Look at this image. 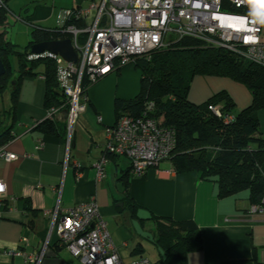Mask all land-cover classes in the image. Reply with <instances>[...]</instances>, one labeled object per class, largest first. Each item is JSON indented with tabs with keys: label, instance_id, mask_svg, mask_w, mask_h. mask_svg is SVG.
Instances as JSON below:
<instances>
[{
	"label": "crops",
	"instance_id": "1",
	"mask_svg": "<svg viewBox=\"0 0 264 264\" xmlns=\"http://www.w3.org/2000/svg\"><path fill=\"white\" fill-rule=\"evenodd\" d=\"M0 1L8 16L19 19L28 33L34 27L54 28L59 9L87 5L86 0ZM212 78H206L207 83H215ZM139 86L140 71L132 67L91 84L84 94V109L73 125L67 147L66 137L63 141L34 130L48 112L43 104L44 77L23 78L14 108V138L5 144V150L17 158L0 159V179L6 187L5 200L0 205V264H32L6 252L31 253L43 247L39 264H81L54 231L49 233L51 212L57 209L61 213L91 198L124 263L140 257L152 262L159 259L151 215L191 219L197 225L203 248L188 253L187 264H220L252 257L264 263V214L250 211L247 191L219 197L214 182L200 179L195 171L176 173L170 160L148 168L142 176H133L129 173L128 159L113 155L106 156L104 177L96 179L94 163L104 155L106 128L115 122L114 100L133 98ZM220 90L232 99L236 111L251 103V93L227 79L203 91L201 97L188 91L187 98L199 104ZM8 106L9 101H1L0 112ZM63 112H58L55 119L64 123ZM257 116L264 136V110ZM2 121L8 123V119ZM39 140L42 147L36 149ZM261 171L264 174V165ZM130 200L138 206L135 216L128 207Z\"/></svg>",
	"mask_w": 264,
	"mask_h": 264
},
{
	"label": "built area",
	"instance_id": "2",
	"mask_svg": "<svg viewBox=\"0 0 264 264\" xmlns=\"http://www.w3.org/2000/svg\"><path fill=\"white\" fill-rule=\"evenodd\" d=\"M85 7L59 9L55 28L69 35L76 52L75 63L50 52L28 55V59L50 57L56 63L58 85L66 98V145L78 114L84 109L82 79L90 84L133 63L138 57L171 46L180 39L198 41L203 46L226 50L236 57L264 68V39L261 36L264 0H86ZM0 6L3 3L0 1ZM151 104L148 106L150 108ZM217 116L219 106H209ZM58 109L50 108L47 117ZM175 145L171 127L147 114L122 115L106 128L104 155L94 163L97 180L104 177L107 155L129 161V173L142 176L150 167L167 160ZM42 147L39 140L36 149ZM30 156V155H25ZM17 156L0 145V159ZM6 187L0 179V205ZM252 213L264 214V199L252 205ZM81 264H161L140 257L124 263L114 247L106 221L93 198L77 203L61 213L51 212L49 233ZM25 262L39 264L44 253L6 252Z\"/></svg>",
	"mask_w": 264,
	"mask_h": 264
},
{
	"label": "trees",
	"instance_id": "3",
	"mask_svg": "<svg viewBox=\"0 0 264 264\" xmlns=\"http://www.w3.org/2000/svg\"><path fill=\"white\" fill-rule=\"evenodd\" d=\"M8 11L0 6V25H6ZM57 30L31 28L23 52L4 39L0 33V60L5 72L0 76V95L9 87V106L0 112V145L12 138L15 104L21 82L25 77L41 75L45 90L43 104L49 110L65 111L66 98L59 88L56 63L47 56L28 59L34 43L68 38ZM16 56L13 67L11 57ZM132 67L140 71L138 93L131 99H115V121L122 115L133 117L144 114L171 127L175 132V145L167 160L176 173L195 171L200 179L216 184L219 197L235 196L247 191L250 205L264 199V136L260 132L258 110L264 108V68L240 59L232 53L201 45L184 38L171 46L138 57L133 63L118 69ZM116 71V72H117ZM195 75L225 76L247 86L251 103L236 111L226 92H218L204 102L188 100L190 82ZM91 84L82 79L83 94ZM151 104L150 108L148 106ZM219 106L217 116L209 106ZM2 119H8V123ZM65 122L46 117L34 130L65 140ZM164 161V160H163ZM135 216L138 206L128 201ZM25 209H29L26 203ZM155 224L153 242L159 250L161 264H187L188 253L203 248V238L191 219L174 220L169 217H149ZM141 220V219H140ZM220 264H264L250 259H233Z\"/></svg>",
	"mask_w": 264,
	"mask_h": 264
},
{
	"label": "rangeland",
	"instance_id": "4",
	"mask_svg": "<svg viewBox=\"0 0 264 264\" xmlns=\"http://www.w3.org/2000/svg\"><path fill=\"white\" fill-rule=\"evenodd\" d=\"M2 32L4 33V39L5 40L14 44L15 49L18 52H23L25 45L27 44V42L29 40V33L26 32L24 26L21 24V21L19 19H14L13 17L8 16L6 25H0V33H2ZM261 36H262V39H264V24H262V27H261ZM11 62H12L13 67L17 66V60H16L15 55L11 57ZM211 77H213L212 79H215V83L221 82L224 79H227V80L235 83L236 85L241 86L242 89L246 93L250 94V90L247 88L246 85H244L240 82L234 81L228 77L218 76V75H195L191 80L193 82V86L190 88V86H191L190 85L188 91H191V93H193L197 96L200 95L199 97H201L203 94V91L208 90L209 88H211L215 84V83H211V82H210V84L207 83L206 78H211ZM222 91H224V90H220L218 92H222ZM218 92H215L214 94H216ZM214 94H212V95H214ZM1 101L4 103H7V101H9V87L6 90H4V92L0 95V102ZM260 110H264V108H261ZM260 110H258V112ZM258 112H257V115H258Z\"/></svg>",
	"mask_w": 264,
	"mask_h": 264
},
{
	"label": "water",
	"instance_id": "5",
	"mask_svg": "<svg viewBox=\"0 0 264 264\" xmlns=\"http://www.w3.org/2000/svg\"><path fill=\"white\" fill-rule=\"evenodd\" d=\"M50 52L52 54L60 56L64 61L75 63L77 60L76 52L74 51L71 40L69 38L59 39V40H49L34 43L30 47V53L40 54L43 52ZM5 72V67L0 60V76ZM66 111L63 115L66 117ZM64 117V119H65Z\"/></svg>",
	"mask_w": 264,
	"mask_h": 264
},
{
	"label": "clouds",
	"instance_id": "6",
	"mask_svg": "<svg viewBox=\"0 0 264 264\" xmlns=\"http://www.w3.org/2000/svg\"><path fill=\"white\" fill-rule=\"evenodd\" d=\"M258 23H262V24H264V19H261V20H259V21H257Z\"/></svg>",
	"mask_w": 264,
	"mask_h": 264
}]
</instances>
